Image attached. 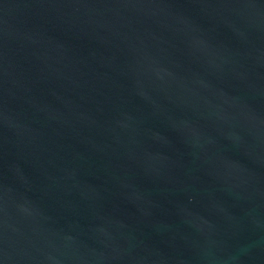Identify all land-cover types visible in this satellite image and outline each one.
I'll list each match as a JSON object with an SVG mask.
<instances>
[{"label":"water","instance_id":"95a60500","mask_svg":"<svg viewBox=\"0 0 264 264\" xmlns=\"http://www.w3.org/2000/svg\"><path fill=\"white\" fill-rule=\"evenodd\" d=\"M0 264H264V0H0Z\"/></svg>","mask_w":264,"mask_h":264}]
</instances>
